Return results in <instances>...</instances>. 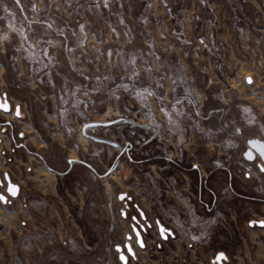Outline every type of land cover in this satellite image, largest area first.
Listing matches in <instances>:
<instances>
[{"label": "rangeland", "instance_id": "374dc122", "mask_svg": "<svg viewBox=\"0 0 264 264\" xmlns=\"http://www.w3.org/2000/svg\"><path fill=\"white\" fill-rule=\"evenodd\" d=\"M90 2L92 0H0V27L15 13H38L44 20L53 14L52 28L61 29L54 38L62 47L71 43L62 29L73 22L74 15L90 19L96 29L101 30L100 35L91 37L95 46L105 37L109 42L111 39L115 47L114 31L121 37L120 51H98L95 47L70 52L61 48L52 65L49 77L52 82L37 83L22 67L17 74V69L10 66L14 48L7 39L12 37L0 34V93H6L12 107L18 102L30 101L36 110L49 114L51 110L60 111L56 127L47 126L46 118L39 123L50 144L58 149L56 163L52 166L65 170L66 160L68 163L71 160L70 165L74 162L69 178H62L58 187L70 189L67 197L74 207L78 226L75 232L66 230L63 235L71 232L76 247L86 248L89 254L100 250L97 239L104 228L95 215L100 217L103 201L104 186L99 177L108 169L122 175L121 181L112 180L111 186L114 192L127 196L120 202L126 223L147 228L142 237L158 236L156 221L163 217L162 206L179 211L164 193V183H169V178L183 190V196L198 216H207L213 205L234 213L230 227L210 231V238L203 246L210 245L216 233L230 239L237 237L236 222L241 220V215L249 221H264V194L253 192L251 180L232 174L233 161L249 149L247 142L259 140L254 132L245 129L255 115L253 112L250 117L245 106L257 110L264 124V68H236L233 90L227 84L217 85L223 89L221 92L216 85H211V91L196 101L203 117L201 132L196 124L198 120L190 115L177 113L167 119L163 114L167 105L185 103L186 99L181 96L189 94L195 86L185 75L178 73L176 82L169 87L156 84V97L149 94L152 88L149 67L154 66L161 74L165 62L173 64L184 60L187 45L194 46L202 35L214 36L213 57L226 59L231 49L236 61L256 64L259 57L244 53V44L235 28L246 21L262 32L259 26L262 0H100V7ZM204 21L207 26L203 25ZM149 49L153 57L147 54ZM38 55L43 56L44 51ZM245 74L253 77L252 84L243 82ZM161 87L168 91L169 99H165V89ZM70 117L74 126L69 130ZM186 123L192 124L191 129H182ZM209 135L213 140L231 145L192 143L195 138L201 142ZM178 141L190 144L178 145ZM216 160L221 161L220 166L214 164ZM147 173L152 175L153 183ZM261 173L264 176V172ZM47 202L44 204H55ZM232 202L240 204L239 212L231 206ZM148 206L153 218L149 217ZM140 212L146 215L144 220ZM134 216L137 224L132 220ZM147 216L149 227L145 222ZM171 246L181 245L172 242ZM166 248L169 258L177 260L175 256L170 257L167 242Z\"/></svg>", "mask_w": 264, "mask_h": 264}, {"label": "built area", "instance_id": "2783aa9c", "mask_svg": "<svg viewBox=\"0 0 264 264\" xmlns=\"http://www.w3.org/2000/svg\"><path fill=\"white\" fill-rule=\"evenodd\" d=\"M17 4L20 6L19 2ZM90 5L101 6L100 0H92ZM72 21L67 23L62 29L63 35H68L71 43L62 47L57 43L54 34L61 29H53L52 23L55 21L53 14L48 15L46 20L38 13H18L13 14L9 19L5 20L0 27V34L11 36L7 40H11V45L14 48L10 60V66L13 69H17V74L21 72V67L25 71L26 75L35 80L37 83L52 82L49 77L52 76V65L56 61V53L61 48H66L70 52L74 51H87L90 48L98 47V51L107 50L106 52L120 51L121 49V37L117 31H114L113 36L116 43L115 47L105 37L99 43V46L91 43V37L93 35H100L101 30L96 29L94 22L90 19H84L74 15ZM202 23V19L199 20ZM205 26L207 22L204 21ZM236 32L244 44L243 51L247 55L257 56L259 60L255 63L239 62L232 56V50L227 51L226 59H218L213 57L215 51L213 49L214 36L211 34L209 38L206 35L199 36L194 46L187 45L184 53V60L179 62H165V69L162 73H158L154 66L149 67L151 73L150 82L151 95L156 97V84L165 85L169 87L171 83H175L177 74L185 75V79L193 81L195 86L191 88L189 94L181 96L186 99L185 103H173L167 105L163 109V114L167 119H171L174 114L183 113L190 115L196 121L198 125V131H202L201 121L203 117L201 115L200 106L196 101L205 94L211 91V85H229L231 90L234 89V82L236 78L235 69L240 66L250 67V69L264 68V34L258 29V27L250 22L243 21L239 26H236ZM14 36L16 38H14ZM91 43V44H90ZM118 43V44H117ZM44 51L43 56H39L38 52ZM153 57L151 49L147 51ZM48 55V56H47ZM175 63V64H174ZM177 64V65H176ZM40 69V70H39ZM254 70H250L253 72ZM240 72V71H239ZM231 73L232 75H230ZM238 73V72H237ZM250 79L251 83L247 80ZM243 82L246 85H250L254 82L253 77L250 74H245ZM200 87L201 89H199ZM163 88V87H161ZM218 90L221 92L219 86ZM165 89V88H163ZM164 94H168V91L163 90ZM158 93V92H157ZM41 96V91H38ZM156 94V95H155ZM165 99H169L166 95ZM253 109V108H252ZM248 105L244 110L250 114L255 112V115L251 117L252 123L246 126L245 129L255 133V136L264 143V124L257 110L253 111ZM59 110H51L50 115L53 121H47V126L50 124L53 127L57 126V122L60 121ZM72 125L68 127L69 130L74 126V120L72 117ZM182 129H191L192 124L186 123ZM46 129H48L46 127ZM219 130V127H216ZM48 134L52 133L47 130ZM52 137V136H51ZM197 138L192 143L202 144L206 146L227 145L231 144L220 143L218 140H213L212 135L206 136L200 142ZM218 141V142H214ZM236 141V140H235ZM182 141H178V145ZM189 142V141H188ZM233 142V141H231ZM184 146L190 144L183 141ZM245 151L239 156L238 159L233 161V175L236 178H243L251 180L253 186L251 189L255 194H264V176L256 166L259 157L255 154L253 161H248L244 158ZM216 166L221 165V161H214ZM146 176L149 178L150 183H153V177L150 173ZM103 182V201L100 204V219L103 224V231L99 233L97 242L101 245L100 250L96 253L89 254L86 252V248L80 249L76 247V240L74 235L67 231L65 235H60L46 218L52 215L53 205L44 204V214H42L46 223L43 227L25 231L21 238V254L19 258L12 259L9 264H44V262L57 261V255L63 249L67 257L72 261H77V264H176L177 260L169 258L166 242L158 235L156 238L143 237L144 247L140 248L137 245L136 237L133 233L132 226L126 223L124 216L121 212L120 200L118 199V192H114L111 186V181H121L122 175L117 170H106V173L99 177ZM125 180L126 178L123 177ZM169 183L165 184V196H169L173 201V204L179 208V211H173L164 209L163 217L159 222L167 229L172 231L173 236L170 237L173 242H178L183 248L194 249L197 246H203L210 238V231L215 228L227 229L230 227L231 222L234 220V213L230 209L220 210L217 206H211L208 209V215L205 217L198 216L194 207L189 204L181 189L178 188L175 181L168 179ZM158 202H161L159 200ZM229 230V229H228ZM149 232V230L147 231ZM97 243V244H98ZM127 246L130 247L131 253H128ZM96 248V246H95ZM121 257H124L122 260ZM172 262V263H171Z\"/></svg>", "mask_w": 264, "mask_h": 264}, {"label": "crops", "instance_id": "0c3cea01", "mask_svg": "<svg viewBox=\"0 0 264 264\" xmlns=\"http://www.w3.org/2000/svg\"><path fill=\"white\" fill-rule=\"evenodd\" d=\"M262 2L259 4V26L264 32V0ZM14 106L20 107V118L12 112L0 111V194L7 200L6 203L0 201V264H9L10 260L19 258L25 231L41 228L47 221L52 222V228L62 236L66 230L75 232L78 226L74 207L67 197L70 189L58 187L62 178H69L74 162L70 165L66 160L65 170L52 166L56 163L58 149L50 144L39 123L44 118L53 121L52 116L33 108L30 101ZM6 173L19 186L16 198L5 194ZM47 201L55 204L52 215L45 221L42 214ZM231 206L239 212L240 204L232 202ZM147 209L149 217L153 218L149 206ZM149 217L145 222L151 225ZM236 225L240 234L237 237L230 239L216 233L210 245L194 249L172 247L173 241L169 238L166 242L170 257H177V264H264V227H250L249 220L242 215ZM51 264L73 262L62 249L57 261Z\"/></svg>", "mask_w": 264, "mask_h": 264}, {"label": "water", "instance_id": "95a60500", "mask_svg": "<svg viewBox=\"0 0 264 264\" xmlns=\"http://www.w3.org/2000/svg\"><path fill=\"white\" fill-rule=\"evenodd\" d=\"M247 81H249V79ZM4 106H6V110H5ZM0 111H2L4 113H11L12 112L16 118L21 117L20 107L19 106L12 107V104L10 103L6 93H0ZM247 144L249 146V149L247 151H245L244 158L248 161H253L255 159V154H257L259 157V161H257L256 166L260 172H264V143L262 141H259V140H250L247 142ZM70 162H71V160H69V163ZM4 180H5V194L10 198H16L19 194V191H20L19 186L10 180L7 173L4 174ZM1 185H2V181L0 179V186ZM10 187L14 188L16 190L15 195L10 194V191H9ZM0 197H3V200H0V201L2 203H6V201H7L6 196H4L3 194H0ZM125 198H127V196L124 193H121L118 195V199L120 201H123ZM139 215H140V218L142 220L145 219L142 212H140ZM123 216H125V215L123 214ZM132 220L135 224L138 223L137 217L134 216L132 218ZM146 225L148 226L149 224L146 223ZM156 225H157L158 232H159L162 239L165 240V239H167L168 236L169 237L173 236L172 231L170 229L165 228L159 221H156ZM249 226L250 227H253V226L264 227V221H262V220H251V221H249ZM132 230H133V233L136 237L137 245L140 248H143L144 242H143V237H142V231L144 230V227L133 225ZM127 251H128V253L132 252L129 246H127Z\"/></svg>", "mask_w": 264, "mask_h": 264}, {"label": "snow or ice", "instance_id": "6c2138e0", "mask_svg": "<svg viewBox=\"0 0 264 264\" xmlns=\"http://www.w3.org/2000/svg\"><path fill=\"white\" fill-rule=\"evenodd\" d=\"M248 82L251 83V80L249 79ZM149 94H151V93H149ZM4 107H5V110H6V106H4ZM70 163H71V162H70ZM9 191H10V194H11V195H15V194H16V190H15L14 188H11V187H10ZM0 200H3V197H0ZM121 259L123 260L124 257H121Z\"/></svg>", "mask_w": 264, "mask_h": 264}, {"label": "flooded vegetation", "instance_id": "af4514ba", "mask_svg": "<svg viewBox=\"0 0 264 264\" xmlns=\"http://www.w3.org/2000/svg\"><path fill=\"white\" fill-rule=\"evenodd\" d=\"M147 226V225H146ZM147 227H149V225L147 226ZM149 229V228H148ZM147 230V228L145 227L144 228V231H146ZM157 231H158V229H157ZM142 233H143V231H142ZM158 235L160 236V234H159V232H158ZM169 237V236H168ZM160 238H161V236H160Z\"/></svg>", "mask_w": 264, "mask_h": 264}]
</instances>
